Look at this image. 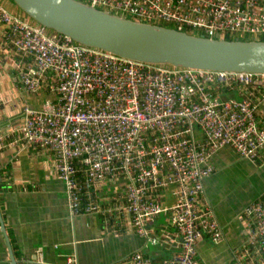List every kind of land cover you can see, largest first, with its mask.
Segmentation results:
<instances>
[{
  "label": "built area",
  "instance_id": "obj_1",
  "mask_svg": "<svg viewBox=\"0 0 264 264\" xmlns=\"http://www.w3.org/2000/svg\"><path fill=\"white\" fill-rule=\"evenodd\" d=\"M80 1L207 38H264V0ZM0 22L7 27L12 48L31 59L18 74L22 88L38 92L47 82L54 97L39 110L23 108L19 140L51 152L53 175L66 185L70 213L99 209L84 199L80 175L88 183L123 178L125 205L120 214L127 228L155 244V220L166 216L178 246L166 264H197L199 240L223 239L212 208L203 200V181L214 171L211 157L228 145L241 157L264 164V121L257 120V104L248 97L220 99L213 90L254 81L264 86V73L127 59L36 22L29 24L1 4ZM243 213L249 245L264 253V192ZM64 264L80 263L66 255ZM128 264L153 263L135 251ZM235 264H264V257Z\"/></svg>",
  "mask_w": 264,
  "mask_h": 264
},
{
  "label": "crops",
  "instance_id": "obj_2",
  "mask_svg": "<svg viewBox=\"0 0 264 264\" xmlns=\"http://www.w3.org/2000/svg\"><path fill=\"white\" fill-rule=\"evenodd\" d=\"M0 4L14 16L35 23L12 1L0 0ZM30 64L29 57L9 44L7 27L0 22V264H64L66 255L80 264H128L135 251L149 256L153 264H166L178 250L175 231L164 215L154 223L159 238L155 244L127 228L121 215L123 178L88 183L80 175L84 199L97 203L99 209L73 215L66 185L53 175L51 152L19 140L23 108L39 110L54 100L47 82L38 92L22 88L18 74ZM213 92L220 99L250 98L257 104L258 122L264 121V86L257 81ZM195 133L199 140L201 134ZM210 162L214 171L203 181V200L212 208L223 239L199 240L197 264L255 263L264 253L248 243L243 210L263 197L264 164L241 157L228 145ZM166 197L172 200L169 193Z\"/></svg>",
  "mask_w": 264,
  "mask_h": 264
},
{
  "label": "water",
  "instance_id": "obj_3",
  "mask_svg": "<svg viewBox=\"0 0 264 264\" xmlns=\"http://www.w3.org/2000/svg\"><path fill=\"white\" fill-rule=\"evenodd\" d=\"M10 1L49 30L127 59L211 71L264 73V40L193 35L111 14L80 0Z\"/></svg>",
  "mask_w": 264,
  "mask_h": 264
},
{
  "label": "trees",
  "instance_id": "obj_4",
  "mask_svg": "<svg viewBox=\"0 0 264 264\" xmlns=\"http://www.w3.org/2000/svg\"><path fill=\"white\" fill-rule=\"evenodd\" d=\"M227 38L230 39V40H232L231 37H227ZM243 40H245V38ZM260 40H264V38L262 37Z\"/></svg>",
  "mask_w": 264,
  "mask_h": 264
},
{
  "label": "rangeland",
  "instance_id": "obj_5",
  "mask_svg": "<svg viewBox=\"0 0 264 264\" xmlns=\"http://www.w3.org/2000/svg\"><path fill=\"white\" fill-rule=\"evenodd\" d=\"M10 2V0H8ZM171 27H175L174 25L170 24ZM182 30H185L184 28H182Z\"/></svg>",
  "mask_w": 264,
  "mask_h": 264
}]
</instances>
